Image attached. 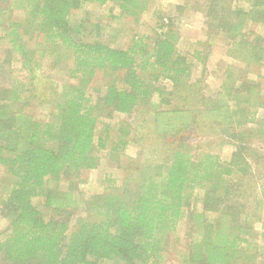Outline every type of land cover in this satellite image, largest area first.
<instances>
[{
  "label": "trees",
  "instance_id": "obj_1",
  "mask_svg": "<svg viewBox=\"0 0 264 264\" xmlns=\"http://www.w3.org/2000/svg\"><path fill=\"white\" fill-rule=\"evenodd\" d=\"M197 1L206 14L208 35H224L229 54L250 72L264 66V38L251 39L253 31L248 29L264 24V0H248L246 9L239 0ZM111 3L134 17L150 8V0L0 3V40L9 42L0 70L11 75L16 54L22 64L15 68L18 75L0 88V166L6 176L0 179V198L6 197L0 211L8 218L7 226L0 228V264H161L171 234L185 217L190 225L182 264H264L257 257L260 246L251 239L255 221H261L264 233V212L256 211L264 209V192L262 198H254L251 213L244 199L248 181H242L255 169L256 156L248 152L244 135L260 121L263 81L242 78L229 65L220 92L200 94L193 104L195 62L177 46V16L184 6L177 5L179 15L160 14L168 19L162 22L167 29L150 41L133 35L122 48L94 38L89 19L77 13L87 5ZM203 56L202 50L193 55L201 62ZM44 57L51 59L53 69L59 67L73 79L63 83L62 92L51 91L52 100H40L34 84ZM99 73L110 80L94 103L89 90L96 89L91 84ZM161 80H170L172 90H165ZM155 93L163 96L159 105L164 108L156 110L155 118L163 138L156 139L149 156L130 169L135 177L127 176L119 184L107 175L112 191L89 197L76 193L71 183L62 187V181L96 168L99 152L107 149L112 128L106 122V133H98L99 109L105 107L110 118L133 114ZM165 94L180 100L173 105ZM34 101L52 107L47 118L35 116ZM205 119L219 128L226 138L223 143L234 145L230 158L214 151L216 139L203 130ZM123 123L127 125L110 153L132 142L131 124ZM188 130L195 138L207 135L198 138V144L187 143L181 135ZM162 143L166 146L160 150ZM258 173L264 177L263 170ZM59 183L62 188L52 186ZM197 189L203 191L201 198ZM192 199L201 201V210L191 207Z\"/></svg>",
  "mask_w": 264,
  "mask_h": 264
},
{
  "label": "rangeland",
  "instance_id": "obj_2",
  "mask_svg": "<svg viewBox=\"0 0 264 264\" xmlns=\"http://www.w3.org/2000/svg\"><path fill=\"white\" fill-rule=\"evenodd\" d=\"M244 9L247 8L248 0H239ZM2 0H0V3ZM149 10L141 13L140 15L134 17L125 14L121 11L118 5L111 3L107 5H87L81 9L77 10L78 17L83 16L85 19H89L91 31L95 33L94 38L100 39L112 46L126 48L131 41L133 35H144L148 37L147 40H151L162 30H166L167 27L162 28V22L168 19H161L160 14H170L179 15L180 9H177V5H183V13L181 16H177V26L179 28V38L177 40V46L185 54H187L195 62L194 73L192 75V81L195 82V86L192 90L191 100L193 104L194 101L199 102L200 94L206 95H216L219 93L222 84L227 81L226 72L228 66L232 65L236 68L238 74L242 75V78L247 76L248 78L259 79L263 81L262 84V94L264 95V66L261 68L245 69L246 65L241 60L235 59L228 52L229 43L224 35H208L207 19L205 11L200 8L202 3L197 0H150ZM16 14L18 12H15ZM14 13V14H15ZM13 14V15H14ZM253 31L251 39L258 38L259 36L264 38V24H254L252 27L248 28ZM1 32V30H0ZM35 37V36H34ZM37 41L36 38L30 41L31 46L35 45ZM8 39L0 40V61L5 57V49L8 47ZM196 50H202L204 52L203 61L196 60L193 55ZM15 60L11 63V67L14 71L11 75L4 73V70H0V88L6 85L11 79V76L18 75L19 71L15 68H20L22 66L20 57L16 54ZM10 65L6 66L8 70ZM252 68V67H251ZM242 71V73H241ZM34 84L37 86L39 92L40 100H52L51 91L62 92L63 83L66 81H73L67 74H65L61 69L51 67V59L44 57L41 61L40 69L36 71ZM23 73V72H22ZM261 73L262 77H258L257 74ZM77 80V79H76ZM110 78L103 75V73L97 74L92 82L94 90H89L92 97V101L95 103L96 99L101 96ZM75 81V80H74ZM160 84L165 86L167 91L172 90L173 84L170 80H161ZM258 91V89H257ZM256 91V93H257ZM169 96L173 105L177 104L180 100V96L164 95ZM163 96L155 93L148 104L141 105L137 107L135 113L133 114H115L112 118L108 117V110L103 107L102 110L99 109V127L98 133L104 135L105 124L110 122L111 134L108 138L107 149H101L99 152L100 161L96 168L84 170L78 177L72 176L70 180L62 181L61 185L67 186L69 183L76 187V193H83L84 196L89 197L93 194L107 193L112 191L111 187L114 186L110 181L106 180L107 175L115 177L119 184H121L125 177L129 176L133 178L136 174L130 172V169L134 168L136 164H139L138 160H142L148 157L151 149V145L156 142V139L163 138L158 135V130L156 129V110L164 106L159 105L161 98ZM35 102L38 104L34 105ZM41 101H34L31 103L32 112L35 116L45 119L50 113L52 107L47 105V103L39 104ZM196 104V103H195ZM200 106V105H198ZM257 117L260 120L252 125L249 129L245 130L244 135L245 142L249 147L248 152L251 155L256 156V162H253L254 171L249 175L248 179L242 180L244 183H248V190L245 192V200L248 204L249 212L253 213L255 211V197L262 198L264 192V177L261 176L259 171H264V107H258ZM131 124V137L132 142L129 143L126 148L121 149L118 153H110V147L116 142L119 136L121 128L126 124V121ZM203 130L207 134L215 136V147L214 151L220 152L225 158H230L233 151L235 150L234 145L223 143L226 138L221 135L219 128L212 125L209 121L201 120ZM155 125V128H154ZM154 130V132H153ZM204 134V133H203ZM207 134H204L205 136ZM182 141L191 144H198V138H204L205 136L198 135L196 138L191 130H188L184 134ZM206 140V138H205ZM184 142V144H185ZM222 142L223 146L219 147V143ZM200 144V143H199ZM165 143L161 144L159 149L163 150ZM212 147V145H211ZM209 146V148H211ZM146 154V156H143ZM162 153H160L161 155ZM257 162H260L259 169L256 170ZM262 163V164H261ZM133 174V175H132ZM5 172L2 166H0V179H5ZM241 181L240 179H238ZM59 184H52V186ZM252 186V187H251ZM3 193V192H2ZM197 197L202 196L203 191L197 189L195 193ZM1 196V195H0ZM6 197L3 195L0 198V206L2 201ZM41 201V199H40ZM39 202V201H38ZM191 207L194 210H201L202 205L200 200L193 201ZM258 215L264 212V209L260 208L256 210ZM84 214V213H83ZM258 215H252L258 218ZM261 221H255L254 227L255 232L251 237L254 243H257L258 249V261H262L264 256V233L262 229ZM8 224V218L4 212L0 211V228H5ZM187 219H183L180 223L177 233L172 236L171 234L165 250L162 252V263L161 264H182L181 263V252L185 250L184 244L186 243V230L189 227ZM185 239V241H184ZM258 246H255L258 247ZM255 248L251 249L254 250ZM262 257V258H261ZM102 264H119L114 262L102 263Z\"/></svg>",
  "mask_w": 264,
  "mask_h": 264
}]
</instances>
